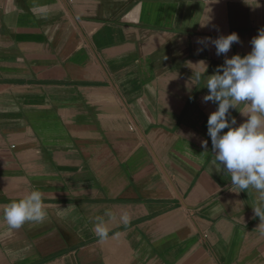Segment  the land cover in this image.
Instances as JSON below:
<instances>
[{
  "label": "crops",
  "instance_id": "0c3cea01",
  "mask_svg": "<svg viewBox=\"0 0 264 264\" xmlns=\"http://www.w3.org/2000/svg\"><path fill=\"white\" fill-rule=\"evenodd\" d=\"M260 29L264 0H0V264H264V200L213 163L204 101ZM32 191L44 221L11 229Z\"/></svg>",
  "mask_w": 264,
  "mask_h": 264
},
{
  "label": "clouds",
  "instance_id": "9594fccd",
  "mask_svg": "<svg viewBox=\"0 0 264 264\" xmlns=\"http://www.w3.org/2000/svg\"><path fill=\"white\" fill-rule=\"evenodd\" d=\"M203 40L214 44L218 56L227 54L234 43H240L235 32L214 41L197 38V43ZM250 44L248 54L226 59L215 74L206 77L205 87L209 94L204 96V101L218 104L208 118L207 135L215 156L213 163L225 175L230 174L231 190L251 189L264 200V29L258 31ZM200 64L207 71L205 62ZM241 105V115L246 119L238 124L235 116L230 118V113ZM202 147L207 151L208 142L202 141ZM44 208L41 193L32 191L26 198L4 206L3 219L11 229L18 230L27 222L42 223L46 216ZM253 210L264 221L262 209ZM121 219L125 224L129 221L126 214ZM94 231L101 240L108 235L102 221L95 225Z\"/></svg>",
  "mask_w": 264,
  "mask_h": 264
}]
</instances>
